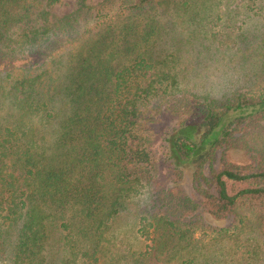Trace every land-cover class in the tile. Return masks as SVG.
I'll list each match as a JSON object with an SVG mask.
<instances>
[{"label":"trees","instance_id":"16d2710c","mask_svg":"<svg viewBox=\"0 0 264 264\" xmlns=\"http://www.w3.org/2000/svg\"><path fill=\"white\" fill-rule=\"evenodd\" d=\"M59 1L0 0V106L12 101L17 111L13 122L0 123V228L20 224L14 240L0 244V264H51L44 254L49 227L69 255L61 264H94L99 255L102 264H147L150 257L162 264H189L192 253L201 250L195 248L193 233L239 239L243 209L250 210L251 225L264 238V148L247 165L229 162L224 148L221 169L212 162L208 174L204 162L194 168L201 206L214 219L229 221L228 227L193 214L198 204L180 189L159 196L153 192L162 156L150 127L159 115H186L164 139L177 172L201 157L212 161L217 149L239 142L242 134L235 132L240 126H259L264 133L263 92L241 91L224 103L190 100L184 88L177 96L175 69L164 66L151 48L161 19L170 17L171 10L177 18L195 19L214 0H169L176 9L165 13L158 6L166 0H102L96 5L76 0L72 13L58 17L48 6ZM92 33L97 37L87 41ZM67 49L65 61L60 55L59 64L48 66ZM41 55L43 68L31 69L32 57ZM57 69L69 75L60 86L54 84ZM57 88L73 112L61 121L55 140L74 154L62 167L47 168L52 146L46 133L57 123L50 97ZM227 180L249 185L231 194ZM146 188L151 207L136 208L133 217L137 232L151 243L134 251L107 230ZM229 226L236 230L231 235ZM76 236L83 242H76Z\"/></svg>","mask_w":264,"mask_h":264},{"label":"rangeland","instance_id":"374dc122","mask_svg":"<svg viewBox=\"0 0 264 264\" xmlns=\"http://www.w3.org/2000/svg\"><path fill=\"white\" fill-rule=\"evenodd\" d=\"M102 0H87V4L96 5ZM79 3L76 0H60L48 6L50 13L61 17L65 14L72 13ZM212 5V6H211ZM208 9L203 10L200 16L195 19L191 15L185 16L180 14L181 18L176 17V12L172 15L164 16L161 19V30L151 38V48L156 55L160 56V62L167 68L173 67L177 73L180 86L176 88L177 96L183 93V88L187 89L189 99L210 101L211 98L219 103H224L235 93L241 91H260L264 93V0H214ZM176 9L173 2L163 1L158 6L159 12L165 13L170 9ZM164 24V28L162 29ZM91 25V24H90ZM20 31L13 33L12 37L18 36ZM71 39L74 37L70 35ZM97 36L92 33L86 36V40L95 39ZM68 39L67 41H70ZM76 39L74 38V41ZM71 49V46L66 44ZM68 49L60 50L59 54L54 56V61L48 66L59 61L60 55L62 61L69 56ZM38 60L32 57L30 68L36 67V71L43 68L42 57ZM31 62V60H30ZM47 62V60H44ZM21 63V60L16 61ZM59 64V62H58ZM57 64V65H58ZM68 71L57 69L54 84L60 86L66 82ZM186 86V87H185ZM50 100L56 106V120L46 133L49 140L47 168L62 167L65 159L72 157L74 152L59 146L55 140L57 131L62 130L61 121L68 118L73 110V104L70 103L67 95L61 89L52 94ZM14 102L4 103L0 107V123L9 124L14 121L17 113ZM72 104V105H71ZM186 117L185 114H176L166 112L155 120L156 122L150 127L154 148L162 156L159 161V167L155 177L153 192L154 196L167 194L173 190H181L182 195L188 196L189 199L196 201L199 209L193 210V214H198L206 222L214 226L228 227L230 224L227 220H217L210 216L201 206L195 182L193 181V171L198 163L204 162L206 166L205 173L208 174V165L212 162L215 169L222 168L221 152L225 149V156L229 162L238 165H247L253 162V156L260 158L256 151L264 148L263 128L259 126L247 127L240 126L236 134H242L239 142L231 146L217 149L212 161L199 158L196 162L186 168L175 171L173 164L167 156L165 137L174 128L179 120ZM71 144V143H70ZM73 145V144H71ZM256 153V154H255ZM256 165V163H254ZM249 185L248 182H233L227 180L228 191L232 194L237 190ZM209 190L215 192V186L208 183ZM160 191V193H159ZM148 189L141 191L135 199L130 201L114 224L107 230L109 234H115L123 238L134 251H143L147 244L151 243V238H145L137 232L138 220L134 219L133 212L136 208L143 210L151 207L146 204L148 200ZM155 198L152 197L151 202ZM200 205V206H199ZM246 214L243 225L239 229V239L233 237L216 239L200 237V232H194L192 241L195 242V250L189 257V264H264V238L256 227L252 226L253 218L250 210H242ZM19 222L0 228V244L8 246L16 237L19 229ZM231 226V225H230ZM227 228L228 234H233L236 230ZM71 233L75 236V228ZM208 232V231H206ZM205 232V233H206ZM204 236V235H202ZM76 242H83L79 237H75ZM87 242L84 240V245ZM44 248V254L51 264H61L65 256H69L62 246L60 236L57 231L48 228V237ZM59 250V251H57ZM97 258L94 264H102V259ZM194 258V260L192 259ZM147 264H162L155 257H150ZM45 264H49L45 262ZM176 264V263H173Z\"/></svg>","mask_w":264,"mask_h":264}]
</instances>
